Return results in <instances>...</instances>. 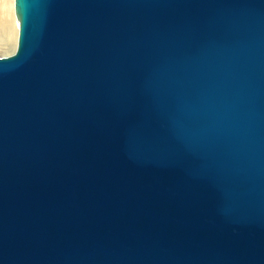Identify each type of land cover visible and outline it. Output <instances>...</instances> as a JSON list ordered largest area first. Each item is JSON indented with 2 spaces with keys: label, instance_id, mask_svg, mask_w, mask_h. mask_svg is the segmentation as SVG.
Wrapping results in <instances>:
<instances>
[{
  "label": "water",
  "instance_id": "1",
  "mask_svg": "<svg viewBox=\"0 0 264 264\" xmlns=\"http://www.w3.org/2000/svg\"><path fill=\"white\" fill-rule=\"evenodd\" d=\"M0 264H264V0H13Z\"/></svg>",
  "mask_w": 264,
  "mask_h": 264
},
{
  "label": "bare ground",
  "instance_id": "2",
  "mask_svg": "<svg viewBox=\"0 0 264 264\" xmlns=\"http://www.w3.org/2000/svg\"><path fill=\"white\" fill-rule=\"evenodd\" d=\"M17 29L13 0H0V50H5L0 56H7L15 51Z\"/></svg>",
  "mask_w": 264,
  "mask_h": 264
},
{
  "label": "rangeland",
  "instance_id": "3",
  "mask_svg": "<svg viewBox=\"0 0 264 264\" xmlns=\"http://www.w3.org/2000/svg\"><path fill=\"white\" fill-rule=\"evenodd\" d=\"M5 52V50H0V54H2V53H4Z\"/></svg>",
  "mask_w": 264,
  "mask_h": 264
}]
</instances>
